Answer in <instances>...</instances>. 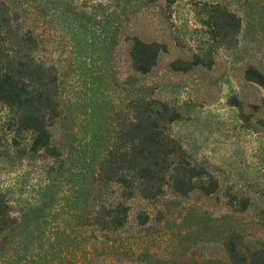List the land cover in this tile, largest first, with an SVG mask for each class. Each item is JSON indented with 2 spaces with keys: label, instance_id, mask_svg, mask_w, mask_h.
<instances>
[{
  "label": "trees",
  "instance_id": "16d2710c",
  "mask_svg": "<svg viewBox=\"0 0 264 264\" xmlns=\"http://www.w3.org/2000/svg\"><path fill=\"white\" fill-rule=\"evenodd\" d=\"M111 1L0 0V103L9 112V150L13 151H0V170L26 160L29 166L38 163L41 172L36 183L27 184L18 176L17 196L11 187L8 196L6 187L0 186V264H164L152 243L137 245L138 234L152 228L164 214L156 209L157 217L152 218L151 211L141 209L128 221L129 202L138 199L156 206L167 197L211 192L200 185L203 169L168 134L170 123L180 116L173 105L135 95L121 103L118 111L112 105L108 115L94 122L96 130L85 137L92 107L83 99L80 134L71 131L74 103L60 98L62 78L72 68L70 56L78 53L76 48L94 62L98 61L95 48L105 57L114 47L118 26L113 21H118L129 0ZM259 3L262 0L245 4L250 21H263L255 10ZM44 6L52 21L47 42ZM107 6L112 8L106 11ZM221 7L239 28V17ZM87 8H99L101 13L87 12ZM77 29L87 37L83 44ZM58 30L64 33L59 40L53 36ZM126 40L132 71L147 72L159 45L135 36ZM65 47L62 58L57 52ZM90 65L85 67L91 77L84 87L88 92L109 74L102 60ZM109 81L112 87L118 86L113 76ZM59 125L63 128L57 134ZM24 134L29 135L25 143L19 140ZM209 179L214 190L217 184ZM228 200L231 205L235 199ZM197 222L202 224L205 218ZM145 234L150 235L147 230ZM241 240L235 230L221 233L226 264H264V245H242Z\"/></svg>",
  "mask_w": 264,
  "mask_h": 264
},
{
  "label": "rangeland",
  "instance_id": "374dc122",
  "mask_svg": "<svg viewBox=\"0 0 264 264\" xmlns=\"http://www.w3.org/2000/svg\"><path fill=\"white\" fill-rule=\"evenodd\" d=\"M247 1L129 0L121 8L118 21H113L118 26L114 47L105 57L95 48L94 58L98 61L94 62L76 48L78 53L70 56L72 68L62 78L60 98L74 103L71 131L76 135L83 124L79 107L83 99L92 107L85 137L96 130L95 121L112 108L118 111L121 103L135 95L173 105L180 113L170 123L168 134L193 164L203 169L200 185L210 194L194 191L174 199L165 196L156 206L138 199L129 202L128 221L134 220L141 209L151 211L152 218L156 209L164 214L159 222L151 224L152 228L143 229L137 241L138 247L152 243L150 247L161 255L164 264H226L220 241L221 233L226 231L235 230L241 235L242 245H264V79L251 70L264 77V0L255 9L263 21L249 20ZM221 6L239 17V28L229 22ZM44 7L47 42L52 21ZM98 9L87 8V12L99 15ZM56 33L53 36L58 40L64 35L59 30ZM76 36L82 44L87 39L78 29ZM132 36L159 45L155 62L145 73L130 67L126 38ZM57 53L63 58L66 47ZM100 60L109 74L92 91H85L91 81L85 67L91 68L90 64L97 65ZM111 76L117 87H112ZM8 121V109L0 103V151L7 153L13 152L9 150L12 132ZM61 128L59 125L57 134ZM22 139L27 142L29 135H22ZM27 164L24 160L22 165L16 162L0 170V186L6 187L8 196L9 187L14 196L18 195V176L24 177L27 184L41 177L38 163ZM209 177L217 184L214 190ZM229 198L235 199L231 205H227ZM201 218L205 222L199 224ZM146 230L150 235L145 234Z\"/></svg>",
  "mask_w": 264,
  "mask_h": 264
}]
</instances>
